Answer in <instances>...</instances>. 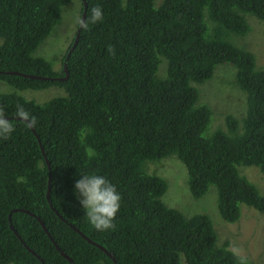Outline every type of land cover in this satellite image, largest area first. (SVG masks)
Instances as JSON below:
<instances>
[{"label": "trees", "instance_id": "obj_1", "mask_svg": "<svg viewBox=\"0 0 264 264\" xmlns=\"http://www.w3.org/2000/svg\"><path fill=\"white\" fill-rule=\"evenodd\" d=\"M76 1L0 0V111L15 127L0 136V264H249L229 241L218 245L203 210L164 202L162 175L178 159L190 198L216 187L229 224L242 219L241 205L264 215V195L239 171L256 167L264 177V67L245 40L237 42L248 50L234 42L252 31L247 14L264 28V0H86V19L94 5L104 16L82 27L66 61L85 11L79 0L77 28L55 70L35 53ZM226 63L243 98L224 128L194 85ZM50 88L58 96L41 104L20 94ZM17 106L35 123L16 119ZM79 172L102 174L120 192L112 228L87 223L73 191Z\"/></svg>", "mask_w": 264, "mask_h": 264}, {"label": "rangeland", "instance_id": "obj_2", "mask_svg": "<svg viewBox=\"0 0 264 264\" xmlns=\"http://www.w3.org/2000/svg\"><path fill=\"white\" fill-rule=\"evenodd\" d=\"M79 10V0L74 2L71 6L65 7L62 13L61 24L55 29L52 35L44 41L35 53V56L43 57L52 62L55 70L61 67L59 59L69 46V41H66L67 35L75 33L74 29L77 28L76 25L80 14ZM246 19L250 23L252 31L245 37H235L234 42L241 48H245L246 50L249 48V51L251 50L255 54L257 67L258 65L264 67V28L259 24L260 21L254 16L247 14ZM238 39L240 41L245 40L244 42L248 48L244 45L238 44ZM164 66L167 67L166 59H164ZM232 68L234 70L235 79L236 69L233 65L226 63L216 68L215 73H217L214 81L213 78L203 84L194 85L200 94L199 104L212 105L215 113H217L215 116V125L223 123L222 126L224 128L225 115L230 113L231 110L234 111L237 108L238 103H240L239 99L243 98L242 95H239V90H236V86L231 81ZM10 90L11 92L13 91L12 88H10ZM57 91H59L58 88H50L41 91L24 90L20 94L28 100H33L41 104L57 97ZM202 100L205 103H202ZM215 104L217 105V110ZM172 160L175 162L174 166L171 165L165 169V175L159 174L163 176H161L162 178L166 177L169 182V189L164 196V202L170 207L181 211L182 209H189L192 214H203L201 212L203 210L205 214L211 217L214 228L218 232V245L221 246L222 243L229 241L231 243L230 249L239 256L246 258L249 264H264V215L260 214L253 208L243 205L241 217L243 219H240V224H229L225 222L218 210L217 188L214 186L210 187L208 193L197 201L191 199L187 183V169L178 159L174 160L173 158ZM165 161L150 164H161ZM239 171L242 175H244V173L247 174L250 178L249 180L255 184L264 195V177L259 173V168L240 166ZM247 211H253L260 215V217L255 215L244 216V213ZM183 212L187 216H192L185 211Z\"/></svg>", "mask_w": 264, "mask_h": 264}, {"label": "clouds", "instance_id": "obj_3", "mask_svg": "<svg viewBox=\"0 0 264 264\" xmlns=\"http://www.w3.org/2000/svg\"><path fill=\"white\" fill-rule=\"evenodd\" d=\"M103 16H104V12L102 8L94 5L90 10V16L87 19L81 20L80 25L81 27H86L88 21H91L92 23L99 22L103 19ZM231 70H232V78H233L234 70L233 68ZM12 73H17V72H12ZM216 73L213 81L216 78ZM19 74L22 75L21 73ZM26 75H31V74H26ZM32 76H36V75H32ZM36 77H42V76H36ZM233 79H231V81L235 82L233 81ZM15 118L26 121L28 123H35V118L32 117L30 113L26 111L22 106H17L15 110ZM14 130L15 127L12 119H9L8 116L3 113V111H0V136L7 137L11 135L14 132ZM246 176L248 179H250L247 174ZM73 191H74V196L77 198V202L79 206L83 210L84 217L86 218L87 223L93 229H95L96 231H106L113 227V221L117 213L119 212L121 206V194L113 183H111L104 175L98 174L96 172H91V173L79 172L78 178L74 179L73 182ZM242 206L243 205H241V214H242ZM246 215H255L260 217V215H258L253 211L245 212L244 216Z\"/></svg>", "mask_w": 264, "mask_h": 264}, {"label": "water", "instance_id": "obj_4", "mask_svg": "<svg viewBox=\"0 0 264 264\" xmlns=\"http://www.w3.org/2000/svg\"><path fill=\"white\" fill-rule=\"evenodd\" d=\"M83 1H84V3H85V11L83 12V15H82V19H81V20L86 19V9H87V4H86V0H83ZM81 30H82V27H81V25H80V27H79V29H78V32H77V35H76V39H75V42H74V46H73V48L69 51V53H68V55H67V57H66V61L69 60V58H70V56H71V54H72V51L75 49L76 45L78 44ZM64 70H65V73H66V77H65V78H60V79H64V80H65V79H67L68 76H69V72H68V68H67V63H66V62H65V65H64ZM9 73H10V74L20 75L19 73H12V72H9ZM23 76L26 77V78H32V79H39V80L44 79V78H42V77H36V76L26 75V74H23ZM50 181H51V178H49L48 193H47V198H48V199H50ZM33 216L36 217L35 215H33ZM36 218H37L38 221L41 223V225L43 226V228L46 230V232H47V234L49 235V237H50L51 239H53L52 236H51V234L48 232L45 223H44L39 217H36ZM11 228L14 230V232L16 233V235H19L18 232L15 230V228H14V226H13L12 224H11ZM78 232H79V234H81L84 238H86L88 241H91V242H92V240H90L86 235H84V234L81 233L80 231H78ZM18 237L20 238V236H18ZM21 241H22V240H21ZM22 243H24V242L22 241ZM95 244H96V243H95ZM96 245H97L101 250H103L107 255H109L110 257H112V259L116 262L115 258L112 256V254H111L107 249H105V248H104L103 246H101V245H98V244H96ZM27 248H28V247H27ZM57 248L59 249L61 255H62L64 258H66L67 260H69L70 262H72V259H71L69 256H67L65 253H63V252L61 251V249L59 248L58 245H57ZM29 250H30V249H29ZM30 251H32V250H30ZM32 252H33V251H32ZM33 253L35 254V252H33ZM38 257H39V256H38Z\"/></svg>", "mask_w": 264, "mask_h": 264}]
</instances>
